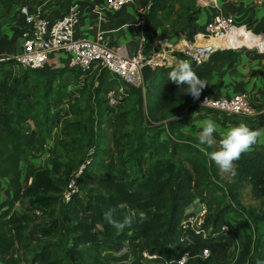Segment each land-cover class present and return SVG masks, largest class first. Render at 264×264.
Returning <instances> with one entry per match:
<instances>
[{
	"label": "trees",
	"instance_id": "trees-1",
	"mask_svg": "<svg viewBox=\"0 0 264 264\" xmlns=\"http://www.w3.org/2000/svg\"><path fill=\"white\" fill-rule=\"evenodd\" d=\"M14 1L17 0H0V4L4 6ZM33 1L41 3L43 0ZM150 2L148 10L150 19L155 22L162 21L159 13L168 9L171 0H140L142 6ZM198 19V15L190 16L178 33H186L189 38H192L198 30ZM261 25H263L262 28ZM256 29L264 31V23H260ZM259 53L264 57V50L261 49ZM239 55L238 48H217L211 54L213 59L211 65L191 63L192 70L208 84L202 90L200 98L208 93L215 73L226 64L237 61ZM12 60L16 61L15 58ZM174 66L175 64H157L155 74L147 81L146 110L152 122H150L151 125H142L141 112L138 107L133 106L124 113L129 117L132 129L123 136L116 137L113 143L114 148L125 155L130 167L134 164L142 166V160L147 151L155 154V163L143 172L141 179L136 177L128 182L125 176L117 171L116 160L109 157V149L103 144L102 127L98 125L95 132L94 151L79 178V184L88 188L94 199L85 205L80 194L74 193L66 202L65 217L70 223L68 232L73 234L71 248L67 252L61 232L56 227H52L45 229L44 234L54 239L45 242L30 259L24 257L22 247L28 240L27 232L35 217L30 212L21 215L13 207L18 200L30 194L42 182L45 183V179L35 177V168L31 162L27 170H24L22 166L25 150L39 147L41 116L32 103L15 93L14 88L0 93V177H9L7 187L12 188L11 192L9 191L11 198L7 208L0 204L2 264H62L67 254L73 259L74 264H113L102 257L99 234L115 239L119 245L127 241L133 255L132 264H162L151 263L144 259L142 245L138 239L144 238L146 247L152 252L156 251L168 256L173 252L172 245L181 236L182 218L196 195L205 197L210 207L216 206V217L212 218L210 213L208 215V223L216 227L220 222L229 221L230 212L238 211L237 205L244 208L240 193L248 184L251 185L252 194L260 201L262 207L261 211L250 208L249 212L256 221H264V150H250L234 162L236 175H232L226 190L232 202L223 204L211 178V175H217L216 163L212 160L209 163L205 162L202 149L197 145L198 138L187 136L185 139L188 142H182L170 140V137L164 136L166 126L172 130L183 128L187 120L192 117V113L201 107L198 103L190 105L194 100L192 96L182 91L183 86L168 80V73ZM0 68H6L3 60H0ZM27 69L32 72L39 71ZM132 92L139 94L136 90ZM179 95L185 97L181 99V104L183 102L189 105L188 110L169 118L166 123H159L160 119L155 116V111L170 105ZM240 117H247L249 128L264 123V111L255 116ZM29 121H32L37 129L30 128L27 124ZM221 138L217 137L218 145ZM210 152L211 150H208V153ZM71 171L70 168H66L64 172L67 175L64 180L68 181ZM31 177L33 181L28 186V182L25 183V181ZM56 198V195H37L31 198V205L50 206ZM121 204L125 207L119 208ZM81 206L92 212L90 222L80 218L77 210ZM110 208L116 209L113 215L117 220L122 221L127 214H132V211L137 214V219L139 212H144L147 220L143 223L134 222L130 227L117 230L104 219V212ZM99 223L102 226L101 232L97 230ZM214 241L209 237L197 238V245L213 248ZM244 251L250 255L246 264H257V260L264 261V229L256 234L255 239H252L250 234H246ZM206 260L195 257L186 264H205Z\"/></svg>",
	"mask_w": 264,
	"mask_h": 264
},
{
	"label": "rangeland",
	"instance_id": "rangeland-1",
	"mask_svg": "<svg viewBox=\"0 0 264 264\" xmlns=\"http://www.w3.org/2000/svg\"><path fill=\"white\" fill-rule=\"evenodd\" d=\"M198 1L200 0H171L168 9L159 13V17L171 23L172 30L178 33L188 22L190 16H199L198 12L201 11V7L198 6ZM3 8V4H0V27L6 30L11 26L12 14ZM216 10H220V8H216ZM162 23L164 24L163 21ZM250 25L249 22L248 30L251 28ZM262 26L260 27L262 28ZM256 28L258 26L255 27V31L259 33ZM248 36L249 34L242 33L232 38H238L237 44L241 46L251 42L250 38H247ZM12 58H14L12 55L0 58L6 64L5 69L0 68V93L7 92L9 88H14L15 93L22 95L25 100L35 106L42 122L39 147L25 150L22 166L24 170H27L28 164L31 162L35 168V177L45 179V183L42 182L30 194L18 200L13 207L21 215L30 212L35 217L27 232L28 240L22 247L24 257L32 258L33 254L40 250L45 242L54 239V237L44 234L45 229L52 227H56L61 232L63 243L68 252L73 243V234L68 232L70 223L65 217L67 203L64 197L65 192L67 193L70 188L68 186L69 181L64 180L67 175L64 171L68 167L72 173L91 157V151H94L95 148L96 127L101 125L104 136L103 144L109 149V157L116 160L117 171L122 173L128 182L136 177L141 179L143 172L150 169L155 163V154L152 151H147L144 154L142 166L134 164L130 167L125 155L117 151L113 143L116 137L123 136L132 129L129 117L124 113L133 106L138 107L139 112H141L142 125H151L152 122L148 123L150 119L147 115L146 105L139 94L132 92L133 90L128 89L129 91L115 93L119 102L116 105L109 103L108 92L111 90L115 78L105 68L91 71L93 73H80L69 67H62L52 74L49 72L55 71L56 68L47 70L45 65L39 71L32 72L25 66L13 61ZM96 72L99 73L95 74ZM182 98L185 97L179 95L170 105L160 111H155V116L160 119L159 123H166L169 118L188 110L189 105H185L183 102L181 104ZM193 103H198V100H192L190 105ZM201 108L199 107L198 110ZM204 110V113L194 111L192 117L187 120L185 127L194 125L196 117L212 116L217 118L216 113L210 114L213 111L203 108ZM142 111L146 112L145 115ZM27 124L30 128L37 129L32 121L27 122ZM185 134L186 132L183 133V135ZM176 136L177 134L171 130L170 140L175 139ZM213 139L215 143L211 146V152L216 151L219 146L214 137ZM202 152L205 162L209 163L208 152L205 150ZM216 167L217 175H211V178L215 183L217 193L223 200V204L231 203L232 200L227 196L226 190L228 182L232 179V174L221 171L217 164ZM33 177L28 181V186L32 184ZM11 190L12 188L9 189L7 186L2 185V188L0 186V204H3L5 208L9 204L11 198L9 191L11 192ZM76 193L80 194L85 205L94 199L88 188L79 182ZM37 195H56L57 198L50 206H33L31 205V198ZM240 198L244 208L237 205L238 211L230 212L228 221L232 225L230 236L227 239L218 238L214 241L213 253L207 258L205 264H246L250 259V255L244 251L246 234H250L252 239H255L256 234L264 229V221H256L249 210L255 208L257 211H261L262 207L260 201L253 196L250 184L241 191ZM36 210L42 212L37 213ZM216 211L215 205H211V207L209 205V213L212 218L216 217ZM77 212L85 222L91 221L92 212L87 208L81 206ZM97 230L100 232L102 230L100 223ZM129 233L131 234L132 231L130 230ZM99 239L102 243L103 259L113 264H132L133 255L127 241L119 245L115 239L108 238L103 234H99ZM2 261L0 258V264ZM62 264H74V261L67 254L66 260Z\"/></svg>",
	"mask_w": 264,
	"mask_h": 264
},
{
	"label": "built area",
	"instance_id": "built-area-1",
	"mask_svg": "<svg viewBox=\"0 0 264 264\" xmlns=\"http://www.w3.org/2000/svg\"><path fill=\"white\" fill-rule=\"evenodd\" d=\"M137 0H106L105 7L112 12H118L127 4ZM151 2L146 6L139 5L140 14L136 24L146 28L151 21L148 10ZM20 12L23 16V28L21 32L22 49L14 54L18 64L26 68L40 70L44 67L51 54L64 49L69 55L67 66L81 72H90L94 68H105L114 78L120 80L123 86L136 90L146 105L147 79L144 75V68L148 63L174 64L177 61L168 58L166 53L153 52L148 55L149 48L155 49L162 45L166 50V38L150 41L151 36L144 33L138 41L137 48L132 54H123L102 42L103 32L100 31L96 38H76L75 28L80 21L81 4L73 2L68 13L56 18L46 14L41 5L33 0H23L20 4ZM240 28H248L246 23L236 22L233 14L223 10H216L212 16L204 21L192 38L180 48L183 60L190 63L203 65L211 57L217 48H235L234 45H224L223 41L235 35ZM249 31L254 36H263L264 32L257 33L253 29ZM251 46L264 50L260 42L253 41ZM152 49V50H153ZM181 58V59H182ZM120 89V90H118ZM118 87L108 92L109 103L116 105L119 100L115 93L119 91H129ZM198 104L205 109L217 111L228 116H255L260 112L255 104L245 93H237L231 96H214L209 92L198 99ZM171 129L166 126L164 136L170 137ZM93 153V151H91ZM90 158L86 160L77 170L69 175V190L64 200L69 201L71 196L77 191L79 178ZM29 180H26L27 183ZM197 203V205H196ZM1 211V210H0ZM41 213V210H36ZM134 213V211H132ZM209 203L205 197L196 195L186 209L181 221V236L172 245L173 252L168 256L159 252H152L145 245L144 238L138 239L142 245V254L146 261L151 263H174L183 258L186 264L191 258L199 257L207 259L213 253V248L209 246H198L197 238L207 237L227 239L232 231V226L228 222H220L216 227L208 223ZM22 256V255H21ZM24 262V260L22 261Z\"/></svg>",
	"mask_w": 264,
	"mask_h": 264
},
{
	"label": "crops",
	"instance_id": "crops-1",
	"mask_svg": "<svg viewBox=\"0 0 264 264\" xmlns=\"http://www.w3.org/2000/svg\"><path fill=\"white\" fill-rule=\"evenodd\" d=\"M22 1L23 0H17L8 5H4L3 9L12 14V21L8 29L4 30V28L0 27V58L9 55L14 56L15 53L22 49L21 32L24 24L23 16L20 12V4ZM75 1L81 4L80 21L75 28L76 38H96L97 34L102 31L104 35L102 39L103 43L127 55L132 54L136 50L138 41L146 32L151 36L150 41H153L154 38H166L167 41L166 50L162 45H158L155 49L149 48V56H152L154 51L157 53L164 52L169 59L172 58L177 62L183 60L180 48L189 40L187 34L175 33V30H172L171 23L165 21L164 18H160L164 24L162 21L155 22L151 20L147 23L146 28L136 24L140 14V0L127 4L118 12L109 11L105 7L106 0H43L39 4L46 14L52 18H56L68 13L71 5ZM198 3V6L201 7L199 19L197 21L198 28L206 19L212 16L216 8L233 14L238 23L246 22L248 25L250 22V29L253 30H255V27L259 26L260 23H264V0H200ZM259 32L262 33L264 31L261 29ZM247 38H250V35ZM254 40L260 42L264 47L263 36H255ZM235 48H238L240 51L238 60L234 63L226 64L220 71L215 73L214 77L211 79L208 92L214 96H231L237 93H245L255 104L257 110L262 112L264 111V57L260 55V49L258 47L251 46L250 44H244ZM69 55L70 54L64 49L55 51L46 62V66H44L47 67V70L56 68L55 71L49 73H54L62 67H68ZM212 63L213 59L210 57L204 65H211ZM155 67L156 64L153 65L148 63L144 68L143 72L147 81L155 74ZM97 69L100 68L96 67L93 70ZM74 70L83 73L79 70ZM97 73L99 72L95 74ZM111 87V89L115 88L116 90L118 87H122L125 90L128 89L123 86L122 82L117 78H115V82ZM195 112L204 113L205 110L203 111L201 108ZM145 113L144 111L143 115H145ZM214 113L217 114V118L212 116L201 118L198 116L199 118L196 117V123L194 125L184 126L179 130H173V132L177 134L174 140L188 142V140L185 139L187 136L198 138V133L201 131L200 124L207 119H211L216 125V131L213 133V137L216 141L217 137H222V134L229 127L237 126L240 123L248 124L247 117L228 116L215 111L210 114ZM200 116L202 115L200 114ZM262 128H264V123L252 126L250 129L256 130ZM184 132H186V136L183 135ZM197 145L207 152L212 148L206 144L201 145L199 142ZM253 149L264 150V137H262L251 150ZM8 182L9 177H0L1 188L2 185L8 186Z\"/></svg>",
	"mask_w": 264,
	"mask_h": 264
},
{
	"label": "clouds",
	"instance_id": "clouds-1",
	"mask_svg": "<svg viewBox=\"0 0 264 264\" xmlns=\"http://www.w3.org/2000/svg\"><path fill=\"white\" fill-rule=\"evenodd\" d=\"M168 80L178 86H183L182 91L190 94L194 100L200 98L201 92L208 86L206 80L202 79L192 70L191 63L188 60H179L172 70L168 73ZM201 131L198 133V141L201 145L211 147L215 141L213 133L216 131V125L211 119H207L200 124ZM264 137V128L250 129L246 124L240 123L237 126L229 127L219 140V146L216 151L207 153L210 160L214 161L221 171L230 172L233 176L236 175L234 162L241 158V155L249 152L258 141ZM125 205H119V208H124ZM115 208H110L104 212V219L117 230H123L125 227H130L134 222L143 223L147 220V215L144 212L137 214L132 213L117 220L114 218ZM177 264H184V259L181 258ZM257 264H264V261L257 260Z\"/></svg>",
	"mask_w": 264,
	"mask_h": 264
},
{
	"label": "bare ground",
	"instance_id": "bare-ground-1",
	"mask_svg": "<svg viewBox=\"0 0 264 264\" xmlns=\"http://www.w3.org/2000/svg\"><path fill=\"white\" fill-rule=\"evenodd\" d=\"M242 33H247V34L250 35V41L251 42H249V44H252V42L255 39V36L247 28H240V30L235 35H233V37L236 36V35L242 34ZM237 42H238V38L235 37V38H230L228 40L223 41L222 44H224V45L229 44V45L239 46L240 44L238 45Z\"/></svg>",
	"mask_w": 264,
	"mask_h": 264
}]
</instances>
